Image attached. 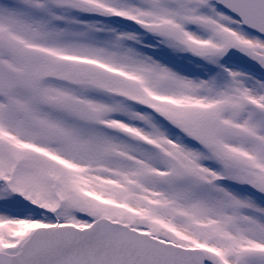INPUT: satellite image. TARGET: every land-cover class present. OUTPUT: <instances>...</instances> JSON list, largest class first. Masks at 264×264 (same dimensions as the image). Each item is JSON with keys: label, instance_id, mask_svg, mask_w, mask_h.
Wrapping results in <instances>:
<instances>
[{"label": "snow or ice", "instance_id": "snow-or-ice-1", "mask_svg": "<svg viewBox=\"0 0 264 264\" xmlns=\"http://www.w3.org/2000/svg\"><path fill=\"white\" fill-rule=\"evenodd\" d=\"M0 264H264V0H0Z\"/></svg>", "mask_w": 264, "mask_h": 264}]
</instances>
